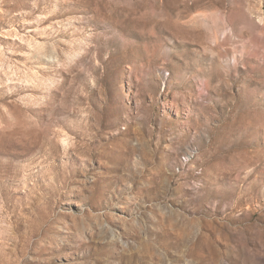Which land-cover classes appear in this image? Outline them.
<instances>
[{"label":"rangeland","instance_id":"obj_1","mask_svg":"<svg viewBox=\"0 0 264 264\" xmlns=\"http://www.w3.org/2000/svg\"><path fill=\"white\" fill-rule=\"evenodd\" d=\"M0 264H264V0H0Z\"/></svg>","mask_w":264,"mask_h":264}]
</instances>
